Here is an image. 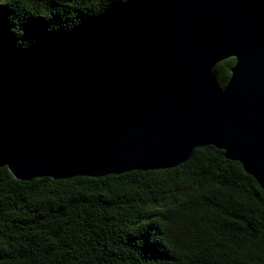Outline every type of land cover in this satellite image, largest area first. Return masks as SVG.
<instances>
[{"label":"water","instance_id":"water-1","mask_svg":"<svg viewBox=\"0 0 264 264\" xmlns=\"http://www.w3.org/2000/svg\"><path fill=\"white\" fill-rule=\"evenodd\" d=\"M205 145L264 189V0H125L0 48V167L19 179L171 168Z\"/></svg>","mask_w":264,"mask_h":264},{"label":"trees","instance_id":"trees-1","mask_svg":"<svg viewBox=\"0 0 264 264\" xmlns=\"http://www.w3.org/2000/svg\"><path fill=\"white\" fill-rule=\"evenodd\" d=\"M125 0H10L0 48L70 31ZM234 57L213 68L224 88ZM0 264H264V189L214 145L182 163L23 180L0 167Z\"/></svg>","mask_w":264,"mask_h":264},{"label":"clouds","instance_id":"clouds-1","mask_svg":"<svg viewBox=\"0 0 264 264\" xmlns=\"http://www.w3.org/2000/svg\"><path fill=\"white\" fill-rule=\"evenodd\" d=\"M8 2H10V0H0V4H2V3H8Z\"/></svg>","mask_w":264,"mask_h":264}]
</instances>
